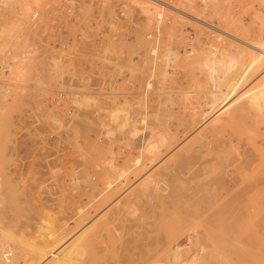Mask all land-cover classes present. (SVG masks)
Wrapping results in <instances>:
<instances>
[{"label":"rangeland","instance_id":"rangeland-1","mask_svg":"<svg viewBox=\"0 0 264 264\" xmlns=\"http://www.w3.org/2000/svg\"><path fill=\"white\" fill-rule=\"evenodd\" d=\"M102 1H103V3H102ZM128 1H129V3H128ZM133 1H130V0H76V5L71 10V8H70L71 0H26L28 7L26 10H24V9L21 10L22 11L21 14L16 13V15H13L11 13L10 9H8V8H6V10H5L6 13L0 14V39L3 41L2 45L0 46V59L4 58L7 55L12 56V54L15 53L14 50L11 51V49L14 47L10 44L13 43L18 36H19V43H22V45H23L22 48H25L24 50H26L27 53L30 55L29 56V62L27 64V69L25 72V76H24L23 80L19 82V85L21 84L20 87L16 86L14 84L15 81L13 79H8V76L0 75V82L3 84L7 83V85H5V88H3L2 90H5V92L8 90L10 92L7 95V99H2L3 96L0 95V185H1L0 187L3 186L1 188L3 193L9 192L11 194V197H10L11 199L10 200L8 198L5 199L3 204L1 203V206H6L5 207V209H6L5 214L6 215L8 214L9 216L10 215L13 216L12 222L9 223L12 225L13 229H15L16 231H20V232L22 231L24 233L25 237L30 238L31 241L34 239V236H36L37 233L38 234L40 233V230L46 229V227H49V229H52V228L56 227L57 225H60L62 223V221L64 224L67 223L68 226H69V224H71V222H73V225H74V223L77 221L76 212L78 210V205H79V207H81V206H84V204H85V207H87L89 203L91 204L94 201H97L96 203L94 202L93 204H91L93 207L91 206V207L87 208V209H89V208L95 207V210L94 209L93 210L94 211L98 210V212H96L94 215L91 214L90 218L87 219L88 221L86 220V222H87V223H85L86 226L83 229H80V231H77V229H74L76 224L74 225V228H70V230L74 229V231H72V233H71L73 235L69 234V236L70 235L71 236L70 237L68 236V239L70 242L77 235H79L85 228H87L90 224H93L94 222H96L99 218H101L105 214L113 211L116 204L120 200H123L125 197H127L138 186V184H139L138 182L142 181L146 176H148L152 171H154L159 165H161L163 163L164 160H167L170 157L169 154L173 155L174 153H176V151L180 150V147L182 145L185 146L186 144L191 142V141L187 142L188 140H194V138H196V135L201 131L200 129H202V131H204V132L208 131L209 133L207 132V135L209 137L213 138L212 142H209L207 140V142H209V144H210V145L208 144L209 147H207V146H205V148L203 147V151L208 152V153H206V152L203 153V154L206 153L203 160L209 161L208 162L209 163L208 164L209 165V172H208L209 175L208 176H210V179H212V180L215 178L219 179V178L224 177V176H226V177L228 176L227 178H229V176L230 177H231V175L233 176V174H231V172H233L234 175H237V176H239V174L240 175L242 174L243 176H245L247 174L245 177L248 178L249 181L247 179H245V177H244V180L241 181V187H242V185L243 186L249 185L252 182L253 185L255 186V187L253 186V188H254L253 191H255L259 187H261L262 191L264 190V188H262V186H264V181H263L264 180V177H263L264 176V156H262V155H264V123H263L264 122V113H263L264 112V110H263L264 106H263L261 108H255V110H256L255 112L258 113L256 116H258V117L255 116V112L252 113L254 111L252 109L251 110L252 112L250 111V113L254 116V118L250 117L249 115H251V114L248 113L249 115L248 116L246 115V119H248V120H246L244 118L245 116L242 117V119L238 118L236 121H234L235 123L237 122L236 124L234 122H232L233 124H231V123L228 124L230 129L227 126H225L223 128V131H222V129L220 130V132L222 131V132L226 133L229 129V131L226 134L225 133H219V131L216 133L218 135L223 134L224 138L229 137L231 135L228 139H229V141H232V143H230L228 141V139H224L223 137H222L223 139L220 137L221 140L219 139L220 140L219 141L217 138L218 135H216V134H214V136L211 135L210 134L211 129L209 130L206 127V126H209V124L211 125L212 121L214 122L216 120V118H214V116L217 117V115H214L213 117L208 116V118L205 117L204 121L202 118L198 122L199 125L197 124V126L195 125V126H192L190 128V129H192L194 127L193 128L194 130H189L186 133L187 135L185 134L186 137L181 138L179 143H177L179 146L176 144L177 147H175V149H173V151H171L168 155H166L165 158L162 159L156 166H154V167L151 166V167H149L150 169L148 168L149 170L148 169L144 170V172L145 171L147 172V173L145 172L146 174L144 172H141L139 174V176H137V178L133 179L129 183L130 186L128 185L127 188H125L124 190H122L119 193H116L117 194L116 197H114L115 195H113V197H112L113 200L109 199L108 202L105 201L106 205L104 203V207L100 208L102 204L101 205L99 204L100 207L98 206V202H99L98 200H100V196H99V193L97 192V190L99 191L101 189L102 183H101L100 178H98V176L100 174V170L97 166L95 167L94 163H96V164L99 163V161H101V159H104L102 157H110V158L113 157V158H115L117 164L120 163L119 165H123L122 163L125 162L124 159H126V157H128V155L130 153L135 154L137 152V149L134 147V144L133 143L127 144L125 138H123V134L120 132H118L116 138L113 139L114 141L117 140V142L116 141L112 142V138L109 140V137H107V135H105L104 133H103V135H101L102 137H98V136H100L101 131L98 129L99 125H96L95 120H93L99 116H102V118H104L106 120L108 117H107V115L105 116V114H107L109 110H112L113 108L118 106L117 102H118L119 98H120V100H119L120 102H122V100H123V102L119 103V105L123 106V103L126 101L125 98L127 96H132V95L134 97L139 96V95H136L137 91H138V89L140 91V88L142 87V85L144 83L145 78L142 79V77H141L142 76V66H143V65L141 66V64H143V62L140 63V61H141L140 58H141V55L143 53L142 52L143 50H142V48H140V44H139V41L137 38L138 36H135V34L138 33L137 31L144 24V14L142 12H140L141 11L139 8L140 5L135 0H133ZM142 1H144V0H142ZM154 1L158 2L160 4H163V6H165L168 10L171 9L170 10V12L172 11L171 13L176 14L178 12L177 15H179V16L182 15V17H181L182 21L181 22L182 23L184 22V23L183 24L181 23L182 25L180 24V26L181 27L183 25H186V26H183L182 28L179 26V29H181V32L183 30V34L186 36H190L192 34L191 38L194 41L196 40V43H198L199 46H205L206 45L205 47H209L211 44H217V43H218V45L219 44L223 45L222 41H218L219 39H215L214 36H216L217 34H221L223 37L226 38V40L229 39L227 37H230V38H233V39L240 41V42H241L240 39H247V37H250L247 40L254 39V38H251V36L255 37L256 33H258L259 35L261 34V36H259L257 34V36H259L258 40H259V38L261 39V37H264L263 36L264 35V0H154ZM154 1H152V2H154ZM140 13H142V14H140ZM16 19H19L20 21L22 20L23 22L22 21L21 22L25 26L24 27L25 30L21 34L15 33V32L10 33V31L14 27V23L16 22ZM133 19L137 20V21H134ZM184 20H186V22H188V23H186ZM131 22L132 23L134 22L136 24H132ZM130 29H133V30H130ZM129 30L132 31V33ZM115 32H117V33H115ZM129 32L131 33L130 35H129ZM133 32L134 33L136 32V33L134 34ZM181 32H180V35H181ZM253 33H255V34H253ZM194 35H196V36H194ZM198 35H200L201 37ZM210 35H211V37L213 36L214 42L212 41L211 38H209ZM233 35L237 36V37L235 38ZM134 36H135V38H134ZM193 37H195V38H193ZM197 37H200V39L199 38L197 39ZM256 38L257 37H255L254 40H257ZM174 39L175 40L172 39L171 40L172 42L171 41L170 42L179 45V48L181 47L180 52H184L186 47L189 46V45H187V40L185 41L181 37H177ZM136 40H137V42H136ZM201 40H204L203 43ZM229 40H231V39H229ZM205 41H207V42H205ZM209 41H211L213 43H211ZM107 42H108V44H107ZM183 43H185V44L183 45ZM209 43H211V44L208 45ZM131 44H133V45H131ZM202 44H204V45H202ZM132 48H133V50H132ZM129 50H131V51H129ZM136 50L139 53V55L137 54ZM130 52H131V54H130ZM133 52H134V54H133ZM52 53L57 55L56 59L58 60L59 65H55L53 58L49 57L50 54H52ZM140 53H141V55H140ZM105 55L107 58L108 57L110 58L109 59L110 61H108V59L106 57L104 58ZM131 59H132V61H131ZM128 60L131 62H129ZM126 62H129L127 64L128 66L126 65ZM111 63H113V64H111ZM130 63H131V65H136V66H129ZM134 67H137V68L134 69ZM129 69H131L133 71L135 70L133 72V74L130 75L131 70H129ZM197 71H198L197 69L194 70L193 72H190L187 69H183L180 73L181 76L178 75L179 73L176 74L177 78H175V77H173V78L166 77L165 78L162 75H159L158 76L159 79L158 78L154 79L155 78L154 76H150L151 78L149 77L148 81L151 80V82H147V84L148 85L150 84L153 87L154 86L153 83H155V86L153 87V88H155L154 93L157 92L159 94V98H158L157 93L153 94V97H154V95L157 96V97L155 96V98L152 97V94L150 95L152 100H151V98L149 99L148 104L149 105L151 104L149 106V108H150L149 110L155 111V110L160 109L161 107H164L167 109V105L170 108L172 106V104H174L173 102H175V104L173 106H175L176 104L177 105L174 107V110H173V107H171L172 109H169V108L168 109L174 114H176V113L179 114L178 109L181 110L180 107H182V104H183L181 102L182 100L180 99V96H181V93L179 92L180 90H182V89L184 90L185 88L191 89V88H193V86L195 87V83H196V87H198V89L200 87H202L203 85H205V87L203 86V88L200 90H204V89L208 88V87H206L205 81H203L204 79L203 80L198 79V78H200L201 75L200 74L198 75V73L200 71H198V72ZM182 72L185 74H182ZM194 72L196 74H194ZM187 73L189 75H191L193 73V77L197 75L196 79L193 78L192 75L189 77V75ZM133 75L136 77V81H135V78ZM186 75H188V77ZM260 75H258V76H260ZM183 76H185V78L187 77L186 79H189V78L190 79L186 80L183 78ZM258 76L256 78H258ZM180 77H181V80L184 82V84L187 85V86L185 85L186 87L184 86L183 82H182V84H180V82H179V81H181ZM256 78L254 79L255 83L259 80ZM130 79H132V80H130ZM197 79H198V82H196ZM164 81H166V82H164ZM167 81H168V83H167ZM187 81H188V84H187ZM200 81H201V83H200ZM134 82H135V84H134L135 87L136 86H139V87L141 86V87L140 88L136 87L138 89L133 88V90H131V84L133 85ZM189 82H190V85H189ZM253 83H251V85ZM174 85H175V89H174ZM197 85H200V86H197ZM167 86H169V88ZM170 86H172L171 87L172 89L170 88ZM177 86L180 88H178ZM249 86H248V88H249ZM6 87L8 89H6ZM246 89H247V85H246ZM109 90L112 92H110ZM130 90L132 92L134 91L135 94H131ZM161 90H164V91H161ZM124 91H126V92H124ZM242 91H244V89ZM1 92L2 91H0V93ZM166 92H168L169 96ZM123 93L125 94V96L123 95ZM165 93H166V95H165ZM115 94H118V95L116 96ZM161 94H162V96H161ZM179 94H180V96H179ZM194 94L195 93H193L194 97L191 98V100L193 102H194V99L196 98V95H194ZM199 95H200V97H199ZM199 95L197 96V98H199V99L197 100V98H196L195 101H197V102L205 101L206 94L202 93V95H201V93H200ZM113 96H114V98H113ZM236 96L238 97V95H236ZM236 96L234 95L233 96L234 98L232 97L233 99H230V100L233 101L236 98ZM116 97H118V100L116 99ZM123 97H125V98H123ZM160 97H161V100H160ZM171 97H172V99H171ZM86 98H88V99H86ZM174 98H176V99H174ZM124 99H125V101H124ZM156 99L158 101H154ZM168 99L170 100V102L171 101H173V102L169 103ZM175 100H177V101H175ZM240 101H242V99L237 100L234 104L232 103L229 108L230 109H231V107L234 108L236 106V104H238ZM115 102L117 104H115ZM161 102H163V103H161ZM166 102H168V103L166 104ZM179 103H181V104H179ZM157 104L160 106H157ZM169 104H170V106H169ZM124 105H126V104L124 103ZM153 105L156 108H154ZM151 106L155 110L152 109ZM111 107H113V108H111ZM134 108L136 109L137 106L135 105ZM229 108H227V109L229 110ZM227 109H225L221 113L222 115L219 114L218 117L227 114L226 113V112H228ZM259 109H261L263 111H261ZM94 110H95V113H92V112H94ZM257 110H259L260 113ZM96 111H98L97 112L98 114L96 113ZM82 112L88 113L90 115L89 117H91V120L88 119L86 122L84 121L82 123L80 121V118H82L81 117ZM100 112H101V115H100ZM180 112L183 114V112H184L183 108H182V111H180ZM181 113L179 114V116L174 115L171 118V119H173L176 117V119L171 120L172 121L171 123L173 126L174 125L176 126L177 123L179 122L178 120H180L182 118ZM261 113H263V114H261ZM123 114H125V112ZM53 116H55L56 120L58 119V121H56L55 119L52 120ZM177 117L180 119H178ZM206 119L208 121H210L211 123L207 122ZM211 119H212V121H211ZM255 121L256 122L258 121V123H256ZM206 122L208 123V125H206L207 124ZM241 122H242V127L238 124V123L241 124ZM77 123H78V125H77ZM244 123H245V125H244ZM259 123H260V125L258 126ZM202 124H203V126H202ZM246 125H249V126H246ZM243 126H244V129H243ZM78 127L80 129L75 132V128H78ZM211 127H212V125H211ZM231 127H232V129H231ZM236 127H237V130H236ZM258 127H259V129H258ZM89 128H91V130ZM197 128H199V129L197 130ZM240 129H243V131H240ZM251 129H252V131H251ZM254 130H257V131H254ZM259 130H260V132H259ZM94 132L98 133V134H95ZM242 132L247 133L246 134L247 136L244 135L245 133H242ZM255 132H257L259 136ZM119 134L122 136H120ZM238 134H239V137H238ZM233 136L235 137V140H233L234 139ZM245 136H246V140H245ZM118 137H121V139ZM250 137H252V138H250ZM190 138H192V139H190ZM211 138L207 137L206 139L211 140ZM238 138L240 140H238ZM248 138H250L249 140H251V142H249L247 140ZM74 139H75V141H74ZM106 139H108V140H106ZM216 139L218 140V143H217ZM70 140H72V142ZM223 140L225 141V143ZM237 140L239 142H237ZM254 140H255V142H254ZM110 141L112 143H110ZM107 142H108V144H107ZM235 142H236V144L233 145V143H235ZM75 143L76 144L78 143L77 145H80V146H77V147H79V151H77V147H75V145H76ZM219 143H222V144H219ZM228 143H229V146L232 145L228 148V150H229L232 147V150H229L230 152H235V150H234L235 145H236L235 147L240 149V150L245 148V149H249V151L244 149L245 151L243 152V150H241V152H238L240 154L243 152L241 156L236 153L239 157L235 153L230 154V152H227L228 153L227 154L225 152V150L227 151L226 147L228 146ZM238 143H239V145H238ZM252 143H254V145H252ZM109 144H111V145H109ZM125 144H127L128 146H126ZM211 144H213V145H211ZM214 144H216L215 147H214ZM221 145L222 146L224 145L223 147L226 149H224L223 147L221 148ZM103 146H105V147H103ZM216 146L219 147L218 150L216 149L217 148ZM132 147L135 148V150ZM206 147H207V149H206ZM127 148H128V152H127ZM130 148H131V150H130ZM177 148H178V150H176ZM208 148L211 150H209ZM129 150H130V152H129ZM207 150H209V151H207ZM212 150H213V152H212ZM220 150L222 152L223 151L224 152L222 153V152H220ZM240 150H238V151H240ZM256 150H259L260 152L256 151ZM80 151L82 152V154H80ZM98 152H100V153H98ZM236 152H237V149H236ZM83 153H85V155ZM126 153H127V155L125 157ZM212 153L214 154V156L215 155H217V156L214 158ZM218 153H220V154H218ZM88 154H90V155H88ZM207 154H209V155L211 154V155L207 156ZM219 155H220V157H219ZM222 155H224V156H222ZM226 155H228V156H226ZM229 155H230V157H229ZM234 155H235V157H234ZM248 155H249V157H248ZM251 155H253L254 157H252ZM211 156H212V158H211ZM225 157H228V158H225ZM240 157L243 161L240 160ZM242 157L244 159L245 158L246 159L244 160ZM250 157H252V158H250ZM229 158L230 159L232 158L231 160L233 162H230V163L231 164L233 163L234 166H232L229 163V161H231ZM248 158L252 159V161H250ZM259 158H260V160H259ZM215 159L216 160L218 159V160H217V162L213 163L214 161H216ZM220 160H222V161H220ZM226 160H228V163L225 162ZM236 160L239 161V166H238V162ZM219 162L222 164L221 168L224 167L226 164H228V165L230 164V165L227 168L225 166L226 169L224 168V170L222 169L223 171H221L220 165H218ZM234 162L236 164H234ZM250 162H252V163H250ZM244 163H248V164L245 165ZM223 164H225V165L223 166ZM243 165H245L247 167H251V169L248 168L249 170L245 167V169L248 171V173L251 172V174H248L247 171L245 169H243L244 168ZM214 166H215V168H214ZM236 167L238 169H241L242 171L238 172L239 170ZM261 167H263V168H261ZM216 168L218 169V172L221 171L222 173L217 172V174H216V172H215ZM255 168H257L258 170ZM227 169L229 170L228 173H227ZM231 169H233V170H231ZM236 169H237V171H236ZM225 170H226V172H225ZM251 170H253V172ZM87 172H89L90 174ZM92 172L95 175H93ZM236 172H238L239 174H237ZM214 173H215V175H214ZM220 173L221 174L226 173L228 175L223 174L224 176L223 175L219 176V175H221ZM86 174H87V176H86ZM91 174L93 176V179H91L92 178ZM229 174H231V175H229ZM208 176H207V179L209 178ZM249 176H251L253 179ZM96 177H97V179H96ZM100 177L102 178L101 174H100ZM258 177H260V178H258ZM250 179H251V182H250ZM93 180H95L96 182L95 181L93 182ZM244 181H245V183H244ZM256 181H257V183H256ZM97 182L100 185L97 184ZM248 182H250V183L248 184ZM11 183H14V184H11ZM258 183H260V184H258ZM88 184H89V186H88ZM91 184H93V185H91ZM94 184L96 186L93 188ZM256 184L258 185V187ZM95 189H96V191H94ZM261 190L259 188L255 192L252 193V195L254 197L253 198V211H251V214H252V217L254 220V222H253V240L250 239L251 238V236H250L251 231L250 230H252V228L249 230L250 225L248 224V223H250L251 220L243 219V217L245 216V215H243L241 218L243 219L244 224L242 222H240L242 224H240L239 227L242 226L243 228L242 227L239 228V232H238L239 238L237 241H235L236 243L234 241H232V240H234L232 238L231 239H229V238L223 239L222 238L221 242L217 243V245L219 247H221V249L223 251L222 255H189L193 259H195V261L198 262V263L196 262L197 264H242L241 261H243L244 257L245 258H246V256H247V258L252 257V256H250V257L248 256L250 253V250L253 251V257H252L254 260L253 264H264V206H263L264 205V203H263L264 202V191L262 192ZM90 191L93 193L92 198H94V199L90 198L91 194H92V193H90ZM94 196H96V197H94ZM260 197H263V198L259 199ZM51 199H53V200H51ZM60 199H62L63 202ZM86 199H88V200H86ZM55 200H56V202H55ZM73 200H74V202H76V200H77L76 204L79 203L77 205V207H75L74 202L72 203ZM45 202H47V203H45ZM80 202H82V203H80ZM87 202H89V203H87ZM99 203H103V202H99ZM17 204H19V205H17ZM40 204L42 206H40ZM64 204H65V206H64ZM80 204H81V206H80ZM203 204H201L200 206H204V208L208 206L207 208L209 210H207V211H209L210 213L207 211L205 212L208 215L209 214L214 215L215 212H217L216 211V209H218L217 206H215V205L213 207L209 206V205H212L213 203H209V205L207 203L206 204L203 203ZM45 205L47 206L48 209L45 208L46 207ZM21 206H22V208H20ZM24 206L26 208H24ZM39 206H40V209H39ZM51 206H52V208H51ZM62 206H64V207H62ZM138 206L140 208L138 210V212H140L142 205L139 204ZM8 207H9V210L7 209ZM33 207H34V209H33ZM69 207L72 208V210L69 211L68 210ZM10 208H11V210H10ZM18 208H20V209H18ZM49 208H51V209H49ZM57 208L59 211L57 210ZM63 208L64 209L66 208V211L68 210L69 212H72L73 216L70 215L68 211L65 213V210ZM76 208H77V210H76ZM202 208L203 207H201V209ZM16 209H17V211H16ZM53 209H55V210H53ZM201 209H200V211H201ZM46 210L50 211L51 214L49 213V215H51V216L54 215L53 216V217H55L54 220L51 219L52 218L51 216L49 217L48 214H45ZM197 210H198V211H196L197 214L202 213V215L200 214V216H201L200 218H196L197 216L199 217V215L194 216V214H196V212L192 211V212H190V213H192L191 215H189V216L187 215L188 216L187 220L184 218L185 216L183 217L184 222H183V219L181 217H179L180 221L183 222V223L181 222V224L179 223L180 222L178 220L179 218L178 219L173 218L174 221L178 220L179 222H176V221L174 222L173 219L172 220L170 219L166 223L164 222L163 224H161L162 226L160 225L158 227V229L156 230L159 233H157V234H156V232L153 233L155 238H157L156 241H154L155 238L152 237L153 241L155 242V245L160 248V243H162L164 241V244L162 243L163 246H161L163 248L164 246H167L168 244H170L172 241H175L182 234V232H187V233L189 232L192 234H194V233L198 234V232H199V234L200 233L204 234L203 231L206 230L207 226H208L207 230H209V231L212 230V229H210L211 223L207 221V218H209L210 215L208 216V215H205V213L203 214L204 210H202L201 212H199L198 208H197ZM53 212H55V213H53ZM56 212H58V214ZM38 213L40 214L39 216L37 215ZM59 213H60V215H59ZM61 213L63 215H61ZM26 214L28 215L30 220L28 219ZM133 214H136V213H133ZM46 215H48V216H46ZM67 215L69 217H66ZM74 215H76V216H74ZM131 215H132V213H130V216L128 215L129 219H134L135 217H137V215H134V217ZM192 215L194 216V219L192 218L193 217ZM42 216H43V218H42ZM70 216L72 218L71 220H70ZM190 216H192V217H190ZM204 216H206V217L204 218ZM32 217H33V219L35 218L34 221H33V219H31ZM24 218H26V219H24ZM44 218L46 219L45 221H49L48 218H50L52 226H51L50 222H45L43 220ZM67 218H69V219H67ZM188 218H189V220H188ZM203 218L206 219L207 222L204 221ZM73 219H76V220L73 221ZM5 220L8 221L6 219V216H5ZM19 220L21 221L20 222L21 224L19 223ZM24 220H26V222ZM185 220L188 222L185 223L186 222ZM52 221L56 222V226H54L55 225L54 222H53L54 223V225H53ZM201 222H203V223H201ZM246 222H247V224H246ZM127 223H130V221H128ZM27 224H29V225H27ZM208 224H210V225H208ZM14 225H16V227ZM73 225H71V226L73 227ZM43 226H45V227H43ZM247 226H248V228H247ZM17 227L18 228L20 227L21 229L24 227L25 228L27 227L28 228V229H26L27 233L25 234V231H26L25 228L22 230L19 228L20 229L19 230ZM34 227H36V228L34 229ZM46 230H48V229H46ZM46 230H42V231H46ZM70 230H68V231H70ZM32 232L35 235H33ZM207 232L208 231H205V233H207ZM28 233H29V236L27 235ZM30 234H32L33 236L30 237ZM153 234H152V236H153ZM115 235H116L115 231H110V232L105 234L103 241L113 240ZM37 237H38V235H37ZM205 239L202 238L201 241H204V242L207 241L206 244H209V246L213 244L212 241H210V239H207L206 237H205ZM159 240H160V242H159ZM169 241H170V243H167ZM251 242H252V244H251ZM99 245H100V243H98L96 245V247ZM96 247H94V248H96ZM210 247H212V246H210ZM235 247L236 248L238 247L240 249L242 248L244 253L240 252V250H238V248H237V250L242 254H240L238 251L236 252V249L234 250ZM151 248H154V247H149V249H151ZM246 252L247 253L249 252V253L247 254ZM109 253H111V252H109ZM145 253H146V251H145ZM145 253H144L145 256H143V255H135V256L132 255L133 258H131L132 257L131 255H130V257H129V255L128 256L126 255V258L124 257L125 255H107V256L106 255H102V256L101 255H86V256L89 258L87 260L91 261V263L87 262V264H96L93 262H97V264H117V263L120 264L122 262H123V264H127V263L130 264L133 261H134L133 263H135V264H138V263L143 264L144 262H145L144 264H164V262L167 264V262H168V259H167L168 256L164 255V253H162L163 255L162 254L161 255H148L147 253L146 254ZM149 253H151V252H149ZM111 254H113V252ZM240 255H242L241 260L239 258ZM258 255H259V257H258ZM99 256L102 258L98 259ZM115 256H116V258H114ZM118 256H119V258H117ZM141 256L145 257V258L148 256L147 257L148 260H147V258H146V260H145V258H141ZM128 257L131 258V261L132 260L133 261L131 262ZM135 257H136V259H135ZM123 258L125 259V261ZM207 258H208V260H207ZM247 258L245 261H243V263L246 264L247 261H250V260L252 263V258L251 259H247ZM127 260H128V262H127ZM142 260H143V263H142ZM146 261H147V263H146Z\"/></svg>","mask_w":264,"mask_h":264},{"label":"bare ground","instance_id":"bare-ground-1","mask_svg":"<svg viewBox=\"0 0 264 264\" xmlns=\"http://www.w3.org/2000/svg\"><path fill=\"white\" fill-rule=\"evenodd\" d=\"M130 1H133V0H130ZM135 1L140 5V7H139L141 10L140 12H142L144 14V24L142 23L143 25L141 26V28L140 29L138 28L139 30L137 31L138 32L137 34H135L136 32L135 33L133 32L135 34V36H138L137 38H138V41L140 44V48H142V50H143L142 51L143 53L141 52L142 55L140 53V55H141L140 63L143 62V64H141V66L143 65L141 77H142V79L145 78L143 85L141 84L142 87L140 86L142 89L139 86H136V87L140 88V91H139V89L135 87V85H134L135 82H134L133 83L134 86L131 84V90H133V88L138 89L139 92L137 91L136 95H139V96L134 97L132 95V96H127L126 98L123 97L126 99V101L124 99V101H125L124 103L126 105H124V103H123V106L119 105V103H122L123 100H122V102H120L119 101L120 98L118 100L119 96L116 97V99L118 100V102H117L118 106L115 108L111 107L113 109L109 110L108 113L105 114V116L107 115L108 118L105 120L104 118H102V116H99L93 120H95L96 125H99V127L98 126L97 127L101 131L100 136H98V137H102L101 135H103V133H104L105 135H107V137H109V140L112 138V142H113L114 141L113 139H115L118 132H120L123 134V138H125L127 144H131V143L134 144V147L137 149V152L135 154H131V153L129 154L128 153L129 154L128 157H126V155H127V153H126L125 154L126 159H124L125 162L122 163L123 165H119L120 163L117 164L115 158H113V157L110 158V157H102V156L101 157L104 159L100 158L101 161H99V163H97V164L94 163L95 167L97 166L99 168L100 174L102 175V178L100 177V174L98 176V178H100V180H101L102 187L99 191L97 190V192L99 193V196H100V200H98V201L103 202V203L98 202V206H99V204L103 205V206L101 205V207L99 206L100 208L104 207V203L106 205L105 201L108 202L109 199L111 200L113 195H115L114 197H116V195H117L116 193H119L122 190H124L125 188H127L129 183L133 179L137 178V176H139V174L141 172H144V170H147L151 166H153V167L156 166L162 159H164L166 155H168L171 151H173V149H175V147H177L176 144L179 143L181 138L186 137V135H187L186 133L189 130H194L193 129L194 127L192 129H190V128L192 126H195V125L197 126L198 122L202 118L204 121L205 117L208 118V116L213 117L214 115H217V117L214 116V118H216V120L214 122L212 121L213 118L211 119L212 123L206 119L207 122L211 123V125H212V127L210 124H209L210 127L209 126H206V127L209 130L211 129L210 134L214 136V134H216L218 131H219V133H225V132H222L223 128L225 126H227L230 129L228 124L229 123L233 124L232 122L236 121L238 118L242 119V117L245 116L244 118L246 119V115L248 116L249 115L248 113H250V111L252 109L254 111L253 112L251 111V112L254 113L256 111L255 108H261L264 106V73H263L264 72V37H261V39L259 38V40H258V37L261 36V34L259 35L258 33H256V34L253 33L256 35L255 37H257L256 38L257 40H254L255 37L251 36V38H254V39L247 40L248 38H250V37H247V39H240L241 42L237 41L233 38H230V37H227V38H229L231 40H229V39L226 40V38L223 37L221 34H217L216 36H214L215 39H219L218 41H222L223 45H220V44L218 45L217 42H216L217 44H211L214 41H213V36L211 37V35H210L209 38H211L213 42L209 41L211 43H209L208 45H210V44L211 45L209 47H205L206 45L205 46H199L198 43H196V40L194 41L191 38L192 34L190 36H186L183 34V30L181 32V29H179V26L182 23L181 22L182 21L181 20L182 15L181 16L177 15L178 12L176 14H173V13H171L172 11L170 12L171 9L168 10L165 6H163V4L155 2L154 0H150V1L149 0H144V1L135 0ZM152 1H154V2H152ZM102 3H103V1H102ZM128 3H129V1H128ZM75 5H76V0H71V3H70L71 10L73 9V7ZM27 7L28 6L26 3V0H0V14L6 13L5 12L6 8L10 9V11L13 15H16V13L21 14L22 13L21 10H23V9L26 10ZM142 13H140V14H142ZM21 21L19 19H16V22L14 23V27L12 28L10 33L15 32V33L21 34L25 30V28H24L25 26L22 23L23 21L22 22ZM134 21H137V20H134ZM184 21L186 22V20H184ZM186 23H188V22H186ZM132 24H136V23L133 22ZM183 26H186V25H183ZM130 30H133V29H130ZM130 32L132 33V31H130ZM130 32H129V35L131 34ZM180 32H181V35H180ZM115 33H117V32H115ZM257 34L259 36H257ZM135 36H134V38H135ZM194 36H196V35H194ZM198 36H200V35H198ZM177 37H181L185 41L187 40V45H189V46L186 47L184 52H180L181 47L179 48V45L171 43L172 42L171 40L172 39L175 40L174 38H177ZM200 37H197V39L198 38L200 39ZM234 37L236 38L237 36H234ZM193 38H195V37H193ZM201 41L203 43L204 40H201ZM136 42H137V40H136ZM205 42H207V41H205ZM2 43H3V41L0 39V46L2 45ZM107 44H108V42H107ZM184 44L185 43H183V45ZM10 45H12L14 47L11 49V51L14 50L15 53H13L12 56L7 55L4 58L0 59V75L8 76V79H13L15 81L14 84L16 86L20 87L21 84L19 85V82L22 81L24 76H25V72L27 69V64L29 62V56L30 55L27 53L26 50H24L25 48H22L23 47L22 43H19V36ZM131 45H133V44H131ZM202 45H204V44H202ZM132 50H133V48H132ZM129 51H131V50H129ZM136 52H137V50H136ZM130 54H131V52H130ZM133 54H134V52H133ZM137 54L139 55L138 52H137ZM56 56H57L56 54L52 53V54H50L49 57L53 58L55 65H59V62L56 59ZM105 57H106V55L104 56V58ZM107 59H108V61H110L109 57ZM131 61H132V59H131ZM131 61H129V62H131ZM129 62H126V65ZM111 64H113V63H111ZM129 66H136V65H131V63H130ZM136 68L137 67H134V69H136ZM183 69H187L190 72H193L196 69L198 71H200L198 73V75L200 74L201 76L198 79L199 80L204 79L203 81H205L206 87H208V88L204 89V90H200L203 88V86L205 87V85L202 84L203 86L198 89V87H196V83H195V87L193 86V88H191V89H188V88L186 89L185 87L187 85L184 84V82L181 80V77H180V80H181V81H179L180 84H182V82H183L184 86L185 85L186 86L185 87L183 86L185 88L184 90L182 89L179 91L181 93V96H180V94H179V96H180V99L182 100L181 102L183 104H182V107L179 106L181 108V110L178 109V113L180 114L181 113L180 111H182V108H183V110H184L183 114L184 115L181 113L182 118L180 119L177 117L180 120H178L179 122L177 123L176 126L175 125L173 126L171 123L172 122L171 120L176 119V117L173 119H171V118L174 115L179 116V114H177V113L174 114L169 109H172L171 107H173V110H174V107L177 104L175 106H173L175 104V102H173V101L170 102V100L168 99L169 103H172V102L174 103V104H172V106L170 108L167 105V109L164 107H161L160 109L155 110L154 108H156V107H154V105H153L154 108L152 106L151 107L155 111H150L149 106L151 104L150 105L148 104L149 99L151 98L150 95L152 94V97H153V94H156L157 90L155 91L156 93H154L155 88H153V87L155 86V83H153L154 86L152 87L150 84L148 85L147 82H151V80L148 81L149 80L148 78L150 76H154L155 77V78L153 77L154 79L158 78L159 75H162L165 78L166 77L177 78L176 74L179 73L178 75H180V73ZM129 70H131V69H129ZM134 71L131 70L130 75L133 74ZM182 74H185V73L182 72ZM194 74H196V73L194 72ZM188 75H186V76L188 77ZM191 75L193 77V73ZM191 75H189V77ZM258 75H260V76H258ZM257 76H258V78H256ZM196 77H197V75L194 76L193 78L196 79ZM134 78L136 81L135 76H134ZM183 78L186 79L185 76H183ZM255 78L259 79L256 83L254 80ZM132 79H130V80H132ZM189 79H186V80H189ZM198 79L196 80V82H198ZM164 82H166V81H164ZM167 83H168V81H167ZM200 83H201V81H200ZM251 83H253V84L251 85ZM187 84H188V81H187ZM5 85H7V83L3 84L0 82V91H2L0 93V95L3 96L2 99H7V95L10 93L8 90L6 92H5V90H2L3 88H5ZM189 85H190V82H189ZM246 85H247V89H246ZM197 86H200V85H197ZM248 86H249V88H248ZM167 87L169 88V86H167ZM171 87L172 86H170V88ZM178 88H180V87H178ZM6 89H8V88L6 87ZM174 89H175V85H174ZM241 89L242 90L244 89V91H242ZM131 90H130L131 94H135V92L134 91L132 92ZM161 91H164V90H161ZM110 92H112V91H110ZM124 92H126V91H124ZM166 93L168 94V92H166ZM166 93H165V95H166ZM193 93H195L194 95H196V98L200 93H201V95H202V93H205L206 94L205 101L202 100L203 102H201V101L197 102V101H195L196 98L195 99L193 98L194 102H195L194 103L191 100V98L194 97ZM115 95L117 96L118 94H115ZM123 95L125 96L124 93H123ZM234 95L235 96L238 95V97L236 96V98L233 101H231L230 99H233ZM155 96L156 95H154L153 98H155ZM161 96H162V94H161ZM168 96H169V94H168ZM199 97H200V95H199ZM113 98H114V96H113ZM158 98H159V94H158ZM176 98H174V99H176ZM239 98L242 99V101H240L238 104H236V106L234 108L231 107V109H230L229 107L231 106V104L232 103L234 104L237 100H240ZM86 99H88V98H86ZM157 99L154 101H158ZM171 99H172V97H171ZM198 99L199 98H197V100ZM151 100H152V98H151ZM160 100H161V97H160ZM175 101H177V100H175ZM117 103L115 102V104H117ZM161 103H163V102H161ZM167 103L168 102H166V104ZM179 104H181V103H179ZM135 105L137 106L136 109L134 108ZM157 106H160V105L157 104ZM169 106H170V104H169ZM227 108H229V110ZM225 109H227V111H228V112H226L227 114L218 117V115L221 114ZM259 110H261V109H259ZM259 110H257V111L259 112ZM263 110H264V107H263ZM263 110H261V111H263ZM97 112L98 111H96V113ZM124 112H125V114H123ZM92 113H95V110ZM263 113H261V114H263ZM257 114L258 113L255 112V116ZM100 115H101V112H100ZM251 115H249V116L254 118V116L253 115L251 116ZM89 116L90 115L88 113L82 112L81 113L82 118H80V121L83 123L84 121L86 122L88 119L91 120V117H89ZM256 117H258V116H256ZM54 119L56 120L55 116L52 117V120H54ZM246 120H248V119H246ZM56 121H58V119ZM256 123H258V121ZM238 124L242 127V122H241V124L240 123H238ZM77 125H78V123H77ZM206 125H208V123ZM244 125H245V123H244ZM259 125H260V123L258 124V126ZM202 126H203V124H202ZM246 126H249V125H246ZM79 129H80L79 127L75 128V132ZM89 129L91 130V128H89ZM198 129L199 128H197V130ZM221 129H222V131L220 132ZM229 129H228V131H229ZM231 129H232V127H231ZM243 129H244V126H243ZM243 129H240V131H243ZM258 129H259V127H258ZM200 130L201 131L196 135V138H194V140H188L187 142H189V141H191V142H189L186 145L184 144L185 146L182 145L183 147L181 146L182 148L180 147V150H178V148H177L176 150H178V151H176V153H174L173 155L171 154L172 156L169 154L170 157L167 160H164L163 163L161 165H159L154 171H152L142 181L138 182L139 183L138 186L127 197H125L123 200H120L116 204L113 211L105 214L104 216L99 218L93 224H90L87 228H85L79 235H77L70 242L68 239L69 234H71L72 231H74V229H77V231H80V229H83L86 226V224H85V223H87L86 220L88 218H90L91 214L94 215L96 212H98V210L94 211L95 207L87 209L88 207L92 206L91 204H93L94 202L96 203L97 201H94L91 204L89 202H87V203H89L87 207H85L84 203H83L84 206H81V204H80L81 207H79V205H78L79 203L76 204L77 200H76V202H74V200H73L72 203L74 202L75 207H77V205H78V210L76 208V210H77V212H76L77 221L74 223V225L76 224L75 228H74L73 222H71V224H69V226H70L69 227L68 224L67 223L64 224L63 221H62L63 224L60 222L61 224L57 225V226H56V222L52 221V223L53 222L55 223V225H54V223H53V225L56 227H54L52 229H49V227H46V229H48V230L42 229V230H46V231L40 230V233L39 234L37 233L36 236H34V239L35 238L36 239L35 240L33 239L31 241L30 238L25 237V235L22 231L21 232L16 231L15 229H13L12 225L9 224L10 222H12L13 216H11V215L9 216L8 214L7 215L5 214L6 213L5 207L6 206H1V203L3 204V202L7 198L10 200L11 194L9 192L3 193L1 190V188L3 186L0 187V264H87V262L91 263V261L87 260L89 258L86 255H101V256L102 255H106V256L107 255H125L124 257L126 258V255L127 256L129 255V257H130V255L131 256L132 255H134V256L135 255L145 256L144 255L145 251L148 255H161L162 253H164V255L168 256L167 264H197L198 262L195 261V259H193L189 255H222L223 251H222L221 247H219L217 245V243L221 242L222 238L223 239L224 238H229V239L232 238V239H234L232 241H234V242L237 241L239 238L238 237L239 228L242 227V226L239 227V225L242 223L244 224L243 219L251 220L250 223H248V224L250 225L249 230L252 228V230H250L251 231V235H250L251 238L250 239L253 240V222H254V220H253L251 211H253V198L254 197H253L252 193L255 192L259 188L261 190V187L257 188L255 191H253L254 185L251 182V179H250L251 184H249L250 182H248L249 185H245L244 184L245 181H244L243 184L245 186L242 185V187H241V181L244 180V177L247 174L244 172L246 175L244 174L245 176H243L242 174L240 175L238 173V172L242 171L241 169L237 168L239 166V161H238L239 159L238 158H237L238 160H236L238 162V166L236 168L239 171L236 173L239 174V176L234 175L233 172H231V174H233V176L231 174H229V175H231V177L229 176V178H227L228 176L227 177L224 176L226 173L225 174L223 173L224 175L221 174L222 173L221 171L224 170L225 166L227 168L231 164L230 162H233L231 160L232 158L231 159L229 158L231 160V161H229V163H230L229 165L226 164V163H228L229 159L225 161L226 165L223 164V166L224 165L225 166L222 168H221L222 164L220 162L218 163V165H220V169H221V171H219V172H221L220 173L221 175H219V176L223 175L224 177H221V178L218 177L219 179H216L214 177L215 179H213V180L210 179V176H208L209 175L208 174V172H209V165H208L209 163L208 162L209 161L203 160V158L205 157V154L208 152L203 151V147L204 148H205V146L209 147V145H210L209 142H212L213 138H211L207 135V132H208L207 130H206L207 132L202 131V129H200ZM236 130H237V127H236ZM257 130H254V131H257ZM251 131H252V129H251ZM259 132H260V130H259ZM242 133H245V132H242ZM255 133H257V132H255ZM95 134H98V133H95ZM246 134L247 133H245L244 135H246ZM216 135H218V134H216ZM221 135L220 134L218 135V137H217L218 140L220 139V137L222 138L224 136L223 134H221ZM257 135H258V133H257ZM120 136H122V135H120ZM246 136H245V140H246ZM207 137L211 138V140L206 139ZM229 137H226V138L223 137V138L228 139ZM238 137H239V134H238ZM118 138L121 139V137H118ZM233 138H234L233 140H235L234 136H233ZM250 138H252V137H250ZM250 138L247 139L249 142H251V140H249ZM190 139H192V138H190ZM106 140H108V139H106ZM207 140L209 142H207ZM218 140H217V143H218ZM238 140H240V139L238 138ZM238 140H237V142H239ZM70 141L72 142V140H70ZM74 141H75V139H74ZM115 141L117 142V140H115ZM228 141H229V139H228ZM108 142H107V144H108ZM112 142L110 141V143H112ZM229 142L232 143V141H229ZM254 142H255V140H254ZM224 143H225V141H224ZM77 144L75 145V147L80 146ZM127 144H125V145L128 146ZM219 144H222V143H219ZM234 144H236V142L233 143V145ZM109 145H111V144H109ZM211 145H213V144H211ZM215 145L216 144H214V147H215ZM238 145H239V143H238ZM252 145H254V143H252ZM223 146L221 145V148ZM230 146H232V145H230ZM230 146L228 143V146L226 147L227 151L225 150L226 153L230 152L229 150H232V147L228 150V148ZM235 146H234L235 152H230V154L231 153H233V154L237 153L241 156L245 150L249 151V149L243 148V149H241V150H243V152L240 154L238 152H241V150L236 148ZM103 147H105V146H103ZM207 147H206V149H207ZM135 148H133V149L135 150ZM226 148H224V149H226ZM216 149L218 150L219 147H217ZM236 149H237V152H236ZM130 150H131V148H130ZM130 150H129V152H130ZM209 150H211V149H209ZM209 150H207V151H209ZM213 150H212V152H213ZM238 150H240V151H238ZM77 151H79V147H77ZM256 151H259V150H256ZM127 152H128V148H127ZM204 152H206V153L203 154ZM220 152H222V151L220 150ZM98 153H100V152H98ZM80 154H82L81 151H80ZM83 154L85 155V153H83ZM218 154H220V153H218ZM88 155H90V154H88ZM208 155L209 154H207V156ZM212 155L214 156L213 153H212ZM224 155H222V156H224ZM216 156L217 155H215L214 158ZM226 156H228V155H226ZM251 156L254 157L253 155H251ZM262 156H264V155H262ZM219 157H220V155H219ZM229 157H230V155H229ZM234 157H235V155H234ZM248 157H249V155H248ZM252 157H250V158H252ZM211 158H212V156H211ZM225 158H228V157H225ZM250 158H248V159L250 161H252V159H250ZM217 160L214 161L213 163L217 162ZM240 160L243 161L241 159V157H240ZM259 160H260V158H259ZM220 161H222V160H220ZM248 163H244V164L246 165ZM250 163H252V162H250ZM234 164H236V163L234 162ZM231 165L234 166L233 163ZM245 165H243L244 166L243 169H245V167L247 169L248 168L251 169V167H247ZM214 168H215V166H214ZM261 168H263V167H261ZM237 169H236V171H237ZM255 169H257V168H255ZM216 170H215V172L217 174L218 169L216 168ZM231 170H233V169H231ZM253 170H251V171L253 172ZM228 171L229 170L227 169V173H228ZM89 172H87V173H89ZM225 172H226V170H225ZM247 173H248V171H247ZM248 174H251V172ZM93 175H95V174L93 173ZM214 175H215V173H214ZM226 175H228V174H226ZM86 176H87V174H86ZM207 176L209 177L208 179H207ZM251 176H249V177H251ZM91 177H92L91 179H93L92 174H91ZM258 178H260V177H258ZM96 179H97V177H96ZM245 179L248 180V178H246V177H245ZM94 181L95 180H93V182ZM257 181H256V183H257ZM11 184H14V183H11ZM95 184H94L93 188L96 186ZM97 184H99V183L97 182ZM258 184H260V183H258ZM91 185H93V184H91ZM88 186H89V184H88ZM257 187H258V185H257ZM262 188H264V186H262ZM94 191H96V189ZM90 193H92V192L90 191ZM92 196H93V193L91 194L90 198H92ZM94 197H96V196H94ZM261 198H263V197H260L259 199H261ZM53 199H51V200H53ZM92 199H94V198H92ZM60 200L62 201V199H60ZM86 200H88V199H86ZM55 202H56V200H55ZM45 203H47V202H45ZM80 203H82V202H80ZM203 203H205V204L207 203L208 205H209V203H213L212 205H209V206L210 207L211 206L213 207L214 205L217 206L218 207V209H216L217 212H215V214L213 213L214 215L209 214L210 215L209 216L207 213H205L207 210H209L207 208L208 206L205 208H204V206H200ZM19 204H17V205H19ZM65 204H64V206H65ZM139 204L142 205L140 212H138V210L140 209L138 206ZM40 206H42V205L40 204ZM40 206H39V209H40ZM64 206H62V207H64ZM34 207H33V209H34ZM201 207H203L204 209L203 208L201 209ZM20 208H22V206ZM20 208H18V209H20ZM24 208H26V207L24 206ZM45 208H47V206ZM51 208H52V206H51ZM51 208H49V209H51ZM197 208L199 209V212L204 210L203 214L205 213V215L209 216V218H207V221L211 223V225L210 224H208V225L211 226L210 229H212V230H210V231L207 230L208 229V226H207L205 231H208V232L205 233V231H203L204 234H202V233L199 234V232H198L199 235L195 234V233L192 234L189 232L188 233L182 232V234L175 241H172L171 243H170V241L167 242L170 244H168L167 246H164L163 248L161 246H163L164 241L162 242L163 244L160 243V248L155 245L154 241H156L157 238H155L153 233L154 232H156V234L159 233L156 230L158 229V227L161 224H163L164 222L166 223L168 220H170V219L172 220L173 218L178 219L179 217H181L183 219V222H184V218L187 220V217L192 214L190 212L198 211ZM7 209L9 210V207ZM200 209H201V211H200ZM10 210H11V208H10ZM53 210H55V209H53ZM57 210H58V208H57ZM64 210L66 213L68 210L69 211L72 210V208L69 207L67 211H66V208ZM16 211H17V209H16ZM207 212H209V211H207ZM49 213H50L49 210L45 211V214L49 215ZM53 213H55V212H53ZM56 213L58 214V212H56ZM130 213H132L131 216L134 217V215H137V217H135L134 219H129L128 215L130 216ZM133 213H136V214H133ZM69 214L73 216L72 212H69ZM200 214L202 215V213H200ZM200 214H197V212H196V214H194V216L199 215V217L197 216L196 218H200L201 217ZM37 215L39 216L40 214L38 213ZM48 215H46V216H48ZM59 215H60V213H59ZM61 215H63V214L61 213ZM76 215H74V216H76ZM243 215H245V216L242 219L241 217ZM5 216H6V219L8 221L5 220ZM50 216L51 215H49V217ZM53 216L54 215L51 216L52 217L51 219L54 220L55 217H53ZM192 216H190V217H192ZM194 216L192 217L193 219H194ZM27 217H28V215H27ZM66 217H69V216L67 215ZM205 217L206 216H204V218ZM42 218H43V216H42ZM204 218H203V220L206 221V219H204ZM24 219H26V218H24ZM28 219H29V217H28ZM31 219H33V217ZM34 219H33V221H34ZM48 219H49V221H45L46 220L45 218L43 220L45 222H50V224H51V221H50L51 219L50 218H48ZM67 219H69V218H67ZM71 219L72 218L70 216V220ZM76 219H73V221ZM178 220L180 221V218ZM178 220L177 221L175 220V221L179 222ZM188 220H189V218H188ZM24 221L26 222V220H24ZM128 221H130V223H127ZM173 221H174V219H173ZM20 222L21 221L19 220V223ZM181 222L182 221H180L179 223L181 224ZM187 222L188 221H186L185 223H187ZM240 222H242V223H240ZM201 223H203V222H201ZM246 224H247V222H246ZM16 225H14V226L16 227ZM27 225H29V224H27ZM71 225H73V227ZM51 226H52V224H51ZM43 227H45V226H43ZM24 228H22V229H24ZM35 228L36 227H34V229ZM70 228H74V229L70 230ZM247 228H248V226H247ZM26 229H28V228L26 227L25 230ZM68 230H70V231H68ZM110 231H115L116 235L114 236V239L110 240V241H106V240L103 241L105 234L110 232ZM26 233H27V230L25 231V234ZM29 233L27 234L28 236H29ZM32 234H33V232H32ZM32 234H30V237L35 235V234H33V235ZM152 234H153V236H152ZM37 235H38V237H37ZM71 235H73V234H71ZM152 237L155 238L154 241H153ZM205 237L207 239H210V241H212L213 244L211 243L212 245H210L212 247H210L209 244H206L207 241L206 242L201 241V239L202 238L205 239ZM159 242H160V240H159ZM98 243H100V245L96 247V245ZM251 244H252V242H251ZM94 247H96V248H94ZM149 247H154V248L149 249ZM237 248L236 247L234 248V250L236 249V252L238 250H240V252L244 253L242 248L241 249L238 248V250H237ZM251 251L252 250H250V253L248 252L249 257L250 256L253 257V251L252 252ZM109 252H111V253L113 252V254H111ZM149 252H151V253H149ZM240 254H242V253H240ZM241 257H242V255H240V257H239L240 260H241ZM258 257H259V255H258ZM100 258H102V257L99 256L98 259H100ZM114 258H116V256ZM117 258H119V256ZM131 258H133V256ZM131 258H129L130 261H131ZM141 258H145V257L141 256ZM146 258H145V260H146ZM246 258H247V256H246ZM246 258L244 257L243 261H245ZM251 258H247V259H251ZM135 259H136V257H135ZM147 260H148V258H147ZM207 260H208V258H207ZM124 261H125V259H124ZM243 261H241L242 264H245V263H243ZM253 261L254 260L252 258V263H251V260L247 261V263L253 264ZM127 262H128V260H127ZM93 263L97 264V262H93ZM132 263H130V264H132ZM142 263H143V260H142ZM146 263H147V261H146ZM120 264H123V262ZM133 264H135V263H133ZM164 264H166V263L164 262Z\"/></svg>","mask_w":264,"mask_h":264}]
</instances>
